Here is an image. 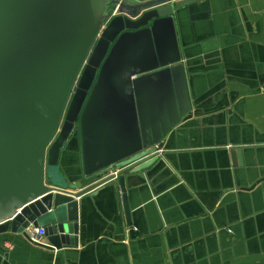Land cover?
I'll return each mask as SVG.
<instances>
[{"label":"water","instance_id":"water-1","mask_svg":"<svg viewBox=\"0 0 264 264\" xmlns=\"http://www.w3.org/2000/svg\"><path fill=\"white\" fill-rule=\"evenodd\" d=\"M193 1L0 0V233L77 245L78 198L101 185L129 222L127 177H148L191 109L174 14ZM244 150L230 147L232 166Z\"/></svg>","mask_w":264,"mask_h":264},{"label":"crops","instance_id":"crops-1","mask_svg":"<svg viewBox=\"0 0 264 264\" xmlns=\"http://www.w3.org/2000/svg\"><path fill=\"white\" fill-rule=\"evenodd\" d=\"M174 15L191 109L148 177H127L129 222L101 185L78 198L77 245L4 232L0 264H264V0H195ZM67 147L72 179L81 157Z\"/></svg>","mask_w":264,"mask_h":264},{"label":"built area","instance_id":"built-area-1","mask_svg":"<svg viewBox=\"0 0 264 264\" xmlns=\"http://www.w3.org/2000/svg\"><path fill=\"white\" fill-rule=\"evenodd\" d=\"M114 14H116V10L112 13L111 16H113ZM24 232L25 239L31 244H45V242L43 241V229L41 227H33L30 225L24 229Z\"/></svg>","mask_w":264,"mask_h":264},{"label":"rangeland","instance_id":"rangeland-1","mask_svg":"<svg viewBox=\"0 0 264 264\" xmlns=\"http://www.w3.org/2000/svg\"><path fill=\"white\" fill-rule=\"evenodd\" d=\"M58 177V176H57Z\"/></svg>","mask_w":264,"mask_h":264}]
</instances>
